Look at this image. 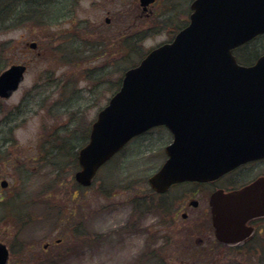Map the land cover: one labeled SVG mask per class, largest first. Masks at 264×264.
<instances>
[{
    "label": "rangeland",
    "instance_id": "1",
    "mask_svg": "<svg viewBox=\"0 0 264 264\" xmlns=\"http://www.w3.org/2000/svg\"><path fill=\"white\" fill-rule=\"evenodd\" d=\"M122 1L47 0L36 15L47 18L55 12L51 25L48 19L37 21L33 9L17 8L25 0L0 5L1 13L8 2L4 14L11 12L3 19L0 15L6 20L0 23V72L12 64L27 66L18 90L0 98V181H7L0 199L15 200L12 206L0 204V242L12 245L9 264H180L181 251L195 238L194 214L182 219L179 213L173 221L175 205L164 213L155 196L143 198L150 193L147 178L161 165L170 141L165 128L130 141L85 189L74 181V156L56 160L49 150L72 130L88 131L111 95L107 88L122 74L127 57L119 45H111L126 26L116 13L118 7L122 13ZM127 1L125 9L133 11L138 0ZM190 2L158 0L152 11L158 14L176 3L182 19ZM171 30L169 25L144 36L138 45L154 48L168 41ZM161 206L167 204L161 201ZM226 255L232 261L225 264H264L263 250L243 258Z\"/></svg>",
    "mask_w": 264,
    "mask_h": 264
},
{
    "label": "water",
    "instance_id": "2",
    "mask_svg": "<svg viewBox=\"0 0 264 264\" xmlns=\"http://www.w3.org/2000/svg\"><path fill=\"white\" fill-rule=\"evenodd\" d=\"M190 7L189 24L125 71L120 88L98 112L78 152L74 177L81 185H89L98 167L130 138L158 125L173 141L148 179L157 193L264 155V53L251 65L239 64L232 53L264 34V0H194ZM24 70L12 65L0 74L1 97L17 88ZM210 205L216 237L234 245L250 236L243 224L264 214V195L254 187L215 193ZM7 261L8 250L0 243V264Z\"/></svg>",
    "mask_w": 264,
    "mask_h": 264
},
{
    "label": "flooded vegetation",
    "instance_id": "3",
    "mask_svg": "<svg viewBox=\"0 0 264 264\" xmlns=\"http://www.w3.org/2000/svg\"><path fill=\"white\" fill-rule=\"evenodd\" d=\"M74 1L77 2L78 0ZM157 1L154 0L152 4L145 8L138 1L135 9L133 8V11L129 12L125 9L128 1L121 2V6H123L122 13L119 12V7L116 13L117 18L122 16L126 21V26L118 29L123 38L129 36V32L132 31L130 27H135V30L139 31L141 35L149 37L169 28V25H171L172 30L167 39L169 41L179 30L185 27L191 11V2L188 5V10H186L187 16L180 19L177 18L179 14H176V3L166 10L163 8L164 11L161 10L158 14L154 13L152 8ZM166 12V17L160 19V16L165 15ZM172 20H176V23L172 24ZM105 22H109L108 18H106ZM150 130L148 131L150 132ZM148 131L134 137L133 140L144 136ZM169 135V142H171L173 136L170 133ZM122 150L116 153L113 158L121 153ZM165 159L166 155L164 152V161ZM250 187H254V192L259 197H263L264 155L244 159L227 169L220 170L214 175L203 177L202 179H187L174 182L163 193H155L156 198L160 202L157 206L163 209L164 213H166V210L170 211L171 207L175 205L173 221L176 220L179 213L182 219H189L190 215L194 214L191 226H193L195 238L193 241L190 240V245L186 246L185 253L181 251L183 257H180V264H225L227 261H232L231 255L227 256L226 253H233L243 258L252 252L264 249V214L249 219L243 224L245 231L251 230L250 236L245 237L244 240L236 245L223 243L215 235L210 205L211 196L215 193L225 195L244 191ZM161 201L167 204L166 209L161 206ZM189 232L191 233L192 230Z\"/></svg>",
    "mask_w": 264,
    "mask_h": 264
},
{
    "label": "trees",
    "instance_id": "4",
    "mask_svg": "<svg viewBox=\"0 0 264 264\" xmlns=\"http://www.w3.org/2000/svg\"><path fill=\"white\" fill-rule=\"evenodd\" d=\"M4 0H2L0 2V5L1 3H3ZM38 0H25L24 4H21L19 5L18 3V7L19 9L21 10H25V9H33V11L35 12H32L34 13V15L37 13L36 11H40L41 12V9L42 7L46 6L47 5V0L44 1L42 4H37ZM30 2V6H28ZM3 11L0 13V15L3 13L4 14V11H6V9L8 8V2L4 4V7H3ZM6 14H2L3 16L1 17L2 19L5 18L6 16H9L11 15V12L7 13L5 12ZM56 14L54 12L51 13V15L47 16V18H44V17H41V16H36V18H38L37 21H39L40 23H47V19H48V23L51 25L53 23H55V16ZM34 16V17H35ZM3 22H6V20H1L0 23H3ZM38 22V23H39ZM136 28L135 27H130V31L129 32V36L128 37H122L123 35H120L119 39H111L113 40L111 43L112 46H114V48H117L118 45H119V49L121 50V53L122 55H126L127 59H124L125 62H127L124 67L126 66H132L136 63V61L141 58L143 55H144V51H142V48L141 46L138 45V42L140 40H142V38L144 37V35H141L139 33V31L135 30ZM66 37H63V39H65ZM71 40V38H68V40ZM67 40V39H65ZM72 41V40H71ZM74 41V40H73ZM99 46V45H98ZM96 45V47H98ZM68 50L70 51L72 49L71 46H68L67 47ZM117 50V49H116ZM264 52V35H260V36H257L255 37L253 40H251L250 42L240 46L239 48L235 49L234 50V53H235V56L237 58V61L241 64H251L253 63L256 58ZM123 67V68H124ZM120 80H121V75L120 77L113 83L112 85V88H111V85L109 86V88H107V91H109V89H112L111 92H114L119 84H120ZM102 81H98L97 83H101ZM107 82H109L107 80ZM66 85L63 86V89H66ZM61 90V92H62ZM68 98V97H67ZM73 132V130H72ZM70 132V137H66V139H61L60 137L57 139L56 143H54V145L51 146L50 148V153L51 151L54 152V155H56V160L58 159V157H63L64 155H73L74 156V166L77 167V161H76V152H77V149L85 143L86 139H87V131L85 130L84 133L81 135L80 134H76V132ZM74 142V143H72ZM72 153V154H71ZM73 159V158H72ZM154 197L155 195L153 193H149L148 195L146 194L145 196H143V198L145 197ZM155 198V197H154ZM133 201H135L134 199H132ZM131 200V201H132ZM15 201V200H14ZM14 201H12L10 204H8L6 202L5 199H0V204L3 205V206H12ZM12 208V207H11ZM11 248H12V245H9ZM264 251V249H263Z\"/></svg>",
    "mask_w": 264,
    "mask_h": 264
}]
</instances>
